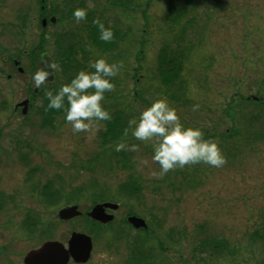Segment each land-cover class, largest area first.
<instances>
[{"label": "rangeland", "instance_id": "1", "mask_svg": "<svg viewBox=\"0 0 264 264\" xmlns=\"http://www.w3.org/2000/svg\"><path fill=\"white\" fill-rule=\"evenodd\" d=\"M43 1L0 0V188L17 192V186L23 185V176L32 171L29 183L23 185V193L27 195L32 185L37 186L34 193L41 191L39 203L18 198L0 212V216L7 217L0 218V264H22L28 251L46 239L66 247L72 232L92 238L88 264H128L133 240L143 236L127 224L128 215L142 219L149 227L152 239L148 247L153 250L154 235L161 240L172 234L173 241L166 243L164 239L170 246L166 260L171 264H264V141L247 149L237 146L241 151L236 154L234 148L240 139L234 137L228 142L225 134L228 128L234 134L237 131L242 134L240 126L247 124L249 117L256 126L264 123V104L247 101L252 97L264 98V0H135L134 11L112 8V0H74L88 10L102 12L103 20L126 36L117 41L118 48L113 53L107 54L88 45L85 38L88 31L81 29L82 21L67 19L47 24L42 42L37 2ZM59 2L62 8V1ZM173 2L182 5L191 2L184 7L188 13L182 21L186 22L182 46L188 45L185 49L188 62L182 73L187 81L188 100L186 105L169 103L177 109L182 123L200 127L208 137H214L226 157L222 167L186 165L158 177L152 174L159 169L151 159L153 142L136 140L130 131L126 139L122 136L103 143L102 121L87 133L73 134L64 114L53 117L52 127H40L38 111L43 99L34 97L43 85L36 88L32 81L33 73L41 69L37 49L41 46L45 49L41 52H46L53 61L52 43L64 31L72 30L70 41L79 43V49L84 42L86 51L77 58L85 70L90 71L88 62L99 56L122 64L114 77L112 91L121 97L114 99V104L109 99L113 105L110 101L102 102L108 111L118 106L130 115L129 119L138 117L151 101L164 97L156 92L160 85L154 75L163 44L175 47L174 34L170 32L173 27L164 21ZM19 10L28 17L26 36L20 41L15 30L8 27L15 22ZM32 52L34 57L30 56ZM13 60L19 62L22 74L16 72ZM52 68L54 79L46 84L55 90V75L59 74L60 66L52 64ZM25 99H31L30 108L22 115L17 105ZM193 105L199 107L193 110ZM121 140L139 145L135 152L123 150L130 155V167L123 169L112 155L116 152L114 145ZM240 144H244L242 140ZM228 146L230 156L225 149ZM20 154L27 157L26 167ZM130 176L138 180L140 190L118 191ZM44 187L48 188L46 193L51 188L60 195L45 199ZM77 188L81 190L79 195L70 197ZM101 202L114 203L118 210L111 212L112 226L103 228L97 237L88 233L91 226L85 219L66 222L57 218L63 207L76 205L84 215ZM26 215L37 216L32 233L23 231L20 224ZM255 231L260 237L251 243ZM40 233L41 238H37ZM209 241L224 242L232 253L193 252L195 244Z\"/></svg>", "mask_w": 264, "mask_h": 264}, {"label": "trees", "instance_id": "2", "mask_svg": "<svg viewBox=\"0 0 264 264\" xmlns=\"http://www.w3.org/2000/svg\"><path fill=\"white\" fill-rule=\"evenodd\" d=\"M55 1L56 0H53V2ZM53 2L51 0H44L42 3L37 2L40 5V9L38 10L39 11L38 17L40 19H43V18L48 19L49 17H55L57 24L67 19L75 21L72 16L73 9L84 8L82 7L83 4L80 2L76 3V1H73V0H62V6L64 9L62 8L61 10H59L56 4H54ZM47 3L49 5H47ZM190 3L191 2H187V3H183L185 5H182V4L173 2L169 5L166 16L164 17V21L166 25L173 27L171 29L172 31L170 32L174 34L172 38H173L175 47L174 48L170 47L169 43L163 44L164 46H162V48L160 49L157 55L156 74L154 75V79L157 78V81L159 82V85H160V87L158 88L156 87V92L164 95V97H167L169 102H177V103L184 104V105H186V102L188 100L186 96L188 91H187V81L185 80L182 73L184 71L186 63L188 62V57H187L188 51H185L188 45L186 48L182 46L184 35L186 33V29L184 28L186 22L182 23V21H183V18L188 13V11H186L185 8L186 6H190L189 5ZM110 4L112 8L119 9L120 11H124V9H128L129 11L131 10L134 11L132 6L135 4V0H112ZM27 18H28L27 14L19 10L17 12V16L15 17V22L13 24L12 23L8 24V26H10V29L13 28L15 30L16 35L19 38V41L24 36H26L25 29H27V24H26ZM96 18L101 20L104 23L105 27H110L107 21L103 20L102 12L100 11L93 12V10L92 11L88 10L86 19L81 22V25H82L81 29H86L88 31L87 35H85L88 45L98 50L101 54H107L109 52L113 53L118 48L117 41L119 42L122 41L124 37L126 36L124 35V33H121L120 30L112 26L111 28L113 30V39L109 42L101 41L100 39H98V36H99L98 29L96 25L93 23V20ZM189 23L190 22L188 21L187 25ZM40 32H41L40 40L42 42H45V37H46V35L44 34L45 28H41ZM73 34L74 33L72 32V30L64 31L58 37H56L54 42L52 43L53 44V54H52L53 65L60 66L59 74L55 75V83H56L55 89H57L61 84H63V81L64 83H67L72 78V76L75 75V73L78 70L86 69L85 66L82 65L83 63H80L77 58L79 53L83 54L86 51L85 50L86 47L83 46L84 44L83 41L80 44V49H79V43L77 42L72 43L73 41L71 42L70 39ZM168 35L170 34L168 33ZM142 44H144V42ZM40 48L41 49H37L39 53L45 50V49H42L41 46ZM141 53H143V48H142ZM34 55H35V52H32L30 56L34 57ZM140 56L142 55L140 54ZM16 58L19 59V55H16ZM136 59H137V62H139L140 59L138 57ZM33 60L35 59L33 58ZM84 62L87 63L86 60H84ZM140 69L141 68H139V70ZM60 79H63V80L61 81ZM111 79L114 82V77H112ZM58 80H60V82ZM49 86L50 84L43 85L38 95H36L35 97L33 96L34 99L39 96H41L43 99L42 105L38 111L39 115L41 116V125H40L41 128L48 127V126L52 127L53 117L64 114V112L60 109H48L46 107L48 101L45 97V88L50 89ZM51 90L54 91V89H51ZM134 96L137 97V94H135ZM120 97H121L120 94H116V93L112 94V91L105 92V99H106L105 101L113 100V104L116 103L114 102V99H120ZM247 101H251L252 104H256V105L264 104L263 97L256 98L255 101L257 102H255L252 98L248 99ZM113 104H111V101H110V105H113ZM126 106H128L127 108L130 107V105L128 104ZM109 112H110L111 118L109 120L102 121L105 125V132L101 133V138H102L103 143H109L111 141H115L121 138L122 136H124L123 131L127 127V119H129V116H130V115H126L125 111L120 110L118 106H116V108H114L112 111H109ZM226 115H228V113ZM246 123L247 124L245 125L243 124V126H240V129L243 130L242 134L241 133L238 134V131L236 132V134H234L231 128H228L225 133L227 135L226 138L228 142L231 141V138H234V137L243 141L244 144H240V140H239V145H237L236 141H234L236 144V147L234 148L235 152L241 151L239 150L241 148L237 146L242 147V149H247L250 145H253L255 142L264 141V123L256 126L255 121H253V119H250V117L249 119H247ZM257 128H259V130H256ZM126 137L127 136H125V139ZM204 138L214 139L213 136L208 137L207 134H205ZM230 147L231 146H228V149L225 148L229 156H230V153H228V151H230ZM237 153L238 152H236V154ZM112 155L117 158V161H118L117 163H120L121 169L130 167V164H129L130 155L129 154H126L123 150H121L119 152L117 151L114 152ZM193 165L197 166V165H200V163L193 164ZM47 189H48L47 187H44V194H45L44 196L46 197L45 199L50 198L51 196L58 197V195H60L59 191L51 190V188L49 189V192L46 193L45 190L47 191ZM139 190H140V185L138 183V180L132 176H130L126 182L121 184L118 189V191H121V192L127 191L128 193L136 192ZM80 192H81L80 188H77L76 191L72 193L70 197L77 196L79 195ZM85 220L91 226L90 230L88 231L89 234L97 237L99 233L101 232V230L103 231V228L101 226L91 223L87 219ZM122 224L126 225L124 224V221H122ZM149 231H150L149 227L145 231H139L140 233L143 234V236H138L133 240L134 241L133 250L130 251L129 260L127 261L128 264L130 263L131 264H134V263L136 264H140V263L142 264H171V262L166 260V254H167L166 252H167V249L170 248V246H168L169 244H166V243L173 241L172 234L170 233V235L169 234L166 235V237L164 238L165 240H167L166 243L164 239H161L162 240L161 241L159 238H157L154 235L153 239H156V241L154 240L156 242L155 243L156 246L154 248L155 250H153L151 247H148L150 246L149 243H150V240L152 239L149 236L151 234V233L149 234ZM45 233L46 231H44L42 235L45 236ZM256 237H260L258 231H255V233L251 236L250 238L251 243H254ZM260 240L262 241V239ZM262 243H264V241H262ZM165 245L167 247H165ZM147 247L149 248V250L147 249ZM222 250H227L228 253H232L227 249V245L221 241H209V242L201 243L198 245L195 244L193 247L194 253L200 252V251L205 253L209 251L212 255H214V253H219ZM263 250H264V244H263ZM181 264H186V263L184 262Z\"/></svg>", "mask_w": 264, "mask_h": 264}, {"label": "clouds", "instance_id": "3", "mask_svg": "<svg viewBox=\"0 0 264 264\" xmlns=\"http://www.w3.org/2000/svg\"><path fill=\"white\" fill-rule=\"evenodd\" d=\"M87 8L73 9L75 22L84 21ZM101 41L109 42L113 39L111 27H105L98 18L93 20ZM88 68L78 70L67 82L61 84L54 91L45 88L48 109H60L64 112V121L71 126L73 134L87 133L99 121L109 120L110 112L103 105L105 92L115 88L112 77L117 76L122 64L117 61L109 62L99 56L88 62ZM51 75L48 69H39L32 75L33 85L40 88L45 85L47 77ZM199 106L193 105V110ZM131 136L141 142L151 141L152 161L159 165L158 171L152 174L164 176L170 170L184 168L186 165L203 163L211 167L220 168L226 163L218 142L215 139H205V133L200 127L186 126L181 122L177 109L173 107L167 97H159L128 120V126L123 135ZM139 145L128 144L121 140L114 145V151L127 150L135 152ZM146 163V161H142Z\"/></svg>", "mask_w": 264, "mask_h": 264}, {"label": "water", "instance_id": "4", "mask_svg": "<svg viewBox=\"0 0 264 264\" xmlns=\"http://www.w3.org/2000/svg\"><path fill=\"white\" fill-rule=\"evenodd\" d=\"M54 23V18L49 20ZM46 20H42V26H45ZM39 63L42 69H48L51 73L47 77V82H52L53 80V70L52 61L46 52L39 56ZM18 65L17 62H14ZM22 72V69H19ZM36 92V90H34ZM253 100H256L253 98ZM29 101L24 100L17 105V107L22 108V115H25L28 111ZM118 205L112 203H99L94 205L89 212L85 215L91 221L99 224H107L113 220V216L105 212L106 209L115 211ZM82 213L78 210L76 205L66 206L57 212V218L60 221H71L78 217H81ZM127 223H129L134 229H146L145 222L135 216L127 218ZM92 248V243L90 237L81 233H71L68 241L67 248L62 244L55 241H48L43 243L37 249L29 251L23 258V264H67L71 259L74 263H85L87 262L90 251Z\"/></svg>", "mask_w": 264, "mask_h": 264}, {"label": "flooded vegetation", "instance_id": "5", "mask_svg": "<svg viewBox=\"0 0 264 264\" xmlns=\"http://www.w3.org/2000/svg\"><path fill=\"white\" fill-rule=\"evenodd\" d=\"M60 0H56L55 1V4H56V6H57V8L59 9V10H61L62 8H60V6L58 5V3H60L59 2ZM62 1V0H61ZM74 1V0H73ZM64 9V8H63ZM15 66V65H14ZM18 66V65H17ZM16 67V66H15ZM16 69V72H18L19 74H21V73H23V72H19V70H18V67H16L15 68ZM8 78H9V76H7ZM29 101H31V99H29ZM29 107H30V105H29ZM15 110H17V108H15ZM21 110V109H20ZM20 158H21V160H22V165L24 166V167H26V165H27V157L25 156V155H21L20 154ZM24 163V164H23ZM30 163V162H29ZM29 175H27V176H23V185L25 186V184H26V182H28L29 183V181H30V179H31V174H32V171H30L29 173H28ZM23 185L21 184V185H19V186H17V188H18V191L17 192H5V190H1L2 188H0V212L2 211V210H4L5 209V207L8 205V204H10L11 203V201H13L14 203L15 202H17L16 200L18 199V198H23V199H25V198H28V199H31V200H34L35 202H37L38 201V203H39V201H40V199H38V197L39 198H41L40 196V194H41V191H38L37 193H34V189L33 188H37V186H34V185H32V187L31 186H29V188H32V189H30L29 190V192H28V196L27 195H25L24 193H23ZM32 193H34V194H32ZM101 203H104V202H101ZM96 205V204H95ZM118 210V209H117ZM116 210V211H117ZM105 212L107 213V214H111V212H114V211H112V210H109V209H106L105 210ZM1 214H3V213H1ZM82 216L83 217H85V218H78V219H87L89 222H91V223H94V224H97V225H99V226H101L102 228H110L111 227V225L114 223V216H113V220L111 221V222H109V223H107V224H104V225H102V224H99V223H96V222H93V221H91L88 217H86L85 216V213H84V215L82 214ZM81 216V217H82ZM129 217V215L128 216H126L125 218H128ZM0 218H7V217H5V216H0ZM30 218V219H29ZM35 219V221H33V223L31 222V220L32 219ZM37 223H38V219H37V216L35 217V215H31L30 217L28 216V215H26V216H23L22 217V220H21V223L20 224H22V228L24 229L23 231H25V230H27L29 233H32L31 232V229L32 228H36V226L35 225H37ZM21 227V226H20ZM132 228V227H131ZM133 229V228H132ZM135 230V229H134ZM135 231H138L139 232V230H135ZM26 232V231H25ZM37 238H41V233L40 234H38L37 235ZM95 239V238H94ZM93 239V240H94ZM91 243H92V239H91ZM93 244V243H92ZM39 247V246H38ZM37 247V248H38ZM37 248H34V249H37ZM34 249H32V250H34ZM31 251V250H30ZM91 251H92V248H91ZM29 252V251H28ZM24 258V257H23ZM91 259V252H90V256H89V259H88V261L87 262H85V263H74L71 259L68 261V263L67 264H88V262H89V260ZM22 264H23V259H22Z\"/></svg>", "mask_w": 264, "mask_h": 264}]
</instances>
